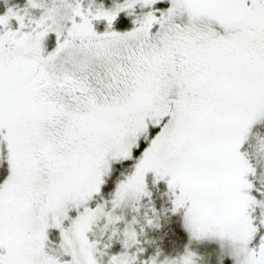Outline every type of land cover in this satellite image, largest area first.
I'll use <instances>...</instances> for the list:
<instances>
[{
    "label": "snow or ice",
    "instance_id": "obj_1",
    "mask_svg": "<svg viewBox=\"0 0 264 264\" xmlns=\"http://www.w3.org/2000/svg\"><path fill=\"white\" fill-rule=\"evenodd\" d=\"M203 241L264 264V0H0V264Z\"/></svg>",
    "mask_w": 264,
    "mask_h": 264
},
{
    "label": "rangeland",
    "instance_id": "obj_2",
    "mask_svg": "<svg viewBox=\"0 0 264 264\" xmlns=\"http://www.w3.org/2000/svg\"><path fill=\"white\" fill-rule=\"evenodd\" d=\"M172 218L173 219H170V220L168 219L167 222H164V221L161 222V228L157 229V232H158L156 234L157 238H152L148 236V239L155 241L158 244V246L161 248V250L165 252L166 254H171L174 247L175 249L182 251L184 245H186V241H182V239H185L183 235H180L179 237H177V232L180 233L181 221L174 216ZM184 233L186 234V237H187V233L186 232ZM180 247L182 249H180ZM191 247L195 251H197V253L200 256L204 258L205 264H217L219 252L215 250V247L211 243V241L200 242L195 247H194V244H192ZM216 248L217 250L220 249L219 244H217ZM148 252H151V251H148ZM223 264H232V261L230 258L225 257Z\"/></svg>",
    "mask_w": 264,
    "mask_h": 264
},
{
    "label": "trees",
    "instance_id": "obj_3",
    "mask_svg": "<svg viewBox=\"0 0 264 264\" xmlns=\"http://www.w3.org/2000/svg\"><path fill=\"white\" fill-rule=\"evenodd\" d=\"M170 219H173V218H172V217H169V220H170ZM157 233H158L157 230H155V231L150 232V233L148 234V236H150V237H152V238H157V236H156ZM180 235H183V236L185 237V239H182V241H186V244H187L188 239H187L186 234L184 233V231H183L181 225H180ZM203 242H205V241H203ZM211 243L214 245L215 250L219 252V250H217V248H216V246H217L218 243L215 242V241H211ZM197 244H198V243H194V247H195ZM155 246H158V244H157L156 242H155ZM158 247H159V246H158ZM180 249H182V248L180 247ZM147 250H148V251H152L153 249H152L151 247H149ZM175 250H177V249H175ZM148 251H147V253H150V252H148ZM179 251H181V250H179ZM147 253H146V254H147ZM174 253H175V251H174V249H173V251L171 252V254H174Z\"/></svg>",
    "mask_w": 264,
    "mask_h": 264
}]
</instances>
